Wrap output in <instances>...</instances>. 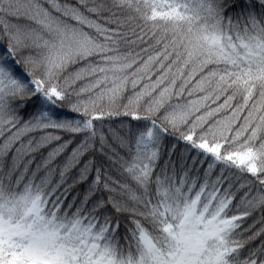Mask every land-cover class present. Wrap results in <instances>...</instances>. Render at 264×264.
Masks as SVG:
<instances>
[{
  "label": "snow or ice",
  "instance_id": "snow-or-ice-1",
  "mask_svg": "<svg viewBox=\"0 0 264 264\" xmlns=\"http://www.w3.org/2000/svg\"><path fill=\"white\" fill-rule=\"evenodd\" d=\"M0 264H264V0H0Z\"/></svg>",
  "mask_w": 264,
  "mask_h": 264
}]
</instances>
